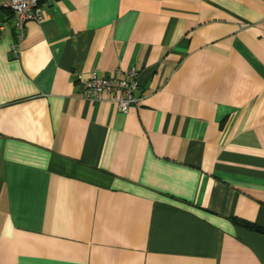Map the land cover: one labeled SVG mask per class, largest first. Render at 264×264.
I'll list each match as a JSON object with an SVG mask.
<instances>
[{
  "label": "crops",
  "instance_id": "crops-1",
  "mask_svg": "<svg viewBox=\"0 0 264 264\" xmlns=\"http://www.w3.org/2000/svg\"><path fill=\"white\" fill-rule=\"evenodd\" d=\"M40 4L17 57L0 16V264H264V0Z\"/></svg>",
  "mask_w": 264,
  "mask_h": 264
},
{
  "label": "built area",
  "instance_id": "built-area-1",
  "mask_svg": "<svg viewBox=\"0 0 264 264\" xmlns=\"http://www.w3.org/2000/svg\"><path fill=\"white\" fill-rule=\"evenodd\" d=\"M40 2L41 0H3L0 3V16L5 10L12 14V22L16 31L11 47L14 57L19 55L26 24L29 21H40L43 18ZM140 86L137 69L132 67L128 73L120 72L119 75L111 77L94 74L82 81L81 90L86 99L98 100L104 94H108L110 100L117 104L120 111L127 112L132 106L141 102L142 98L136 96V91L140 89Z\"/></svg>",
  "mask_w": 264,
  "mask_h": 264
}]
</instances>
